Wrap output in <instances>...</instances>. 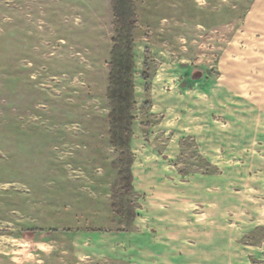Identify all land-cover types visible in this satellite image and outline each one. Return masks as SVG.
Wrapping results in <instances>:
<instances>
[{"label":"rangeland","instance_id":"obj_1","mask_svg":"<svg viewBox=\"0 0 264 264\" xmlns=\"http://www.w3.org/2000/svg\"><path fill=\"white\" fill-rule=\"evenodd\" d=\"M134 2L129 151L112 0H0V264H264V2Z\"/></svg>","mask_w":264,"mask_h":264},{"label":"trees","instance_id":"obj_2","mask_svg":"<svg viewBox=\"0 0 264 264\" xmlns=\"http://www.w3.org/2000/svg\"><path fill=\"white\" fill-rule=\"evenodd\" d=\"M115 24L121 28L120 34L115 38V45L111 51L109 85L107 99L111 108L110 142L114 147L126 148L130 151L128 143L132 135V123L135 117L132 107L135 104L133 83V39L125 36L124 31H132L136 26V5L134 0H112ZM123 31V32H122ZM130 175V167L121 173ZM123 180V179H122ZM125 180V179H124ZM131 178L127 182L131 184ZM129 190L131 189L129 185Z\"/></svg>","mask_w":264,"mask_h":264},{"label":"crops","instance_id":"obj_3","mask_svg":"<svg viewBox=\"0 0 264 264\" xmlns=\"http://www.w3.org/2000/svg\"><path fill=\"white\" fill-rule=\"evenodd\" d=\"M260 2H264V0H259ZM258 7V6H257ZM261 7V6H260ZM261 9V8H260ZM258 15H260V16H264V14L263 15H261V14H258Z\"/></svg>","mask_w":264,"mask_h":264}]
</instances>
